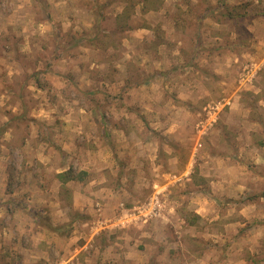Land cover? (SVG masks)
Segmentation results:
<instances>
[{
	"label": "rangeland",
	"instance_id": "374dc122",
	"mask_svg": "<svg viewBox=\"0 0 264 264\" xmlns=\"http://www.w3.org/2000/svg\"><path fill=\"white\" fill-rule=\"evenodd\" d=\"M0 264H264V0H0Z\"/></svg>",
	"mask_w": 264,
	"mask_h": 264
},
{
	"label": "trees",
	"instance_id": "16d2710c",
	"mask_svg": "<svg viewBox=\"0 0 264 264\" xmlns=\"http://www.w3.org/2000/svg\"><path fill=\"white\" fill-rule=\"evenodd\" d=\"M98 7L101 9L103 5H99ZM86 175H88L87 172L75 173L72 169H70L62 174H59V177L62 179V182H69L72 180H83V177Z\"/></svg>",
	"mask_w": 264,
	"mask_h": 264
}]
</instances>
